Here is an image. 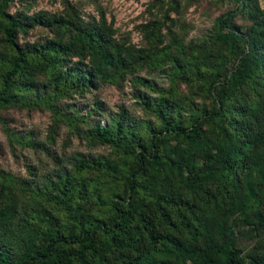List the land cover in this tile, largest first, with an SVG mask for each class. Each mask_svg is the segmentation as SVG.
Here are the masks:
<instances>
[{"label": "trees", "instance_id": "1", "mask_svg": "<svg viewBox=\"0 0 264 264\" xmlns=\"http://www.w3.org/2000/svg\"><path fill=\"white\" fill-rule=\"evenodd\" d=\"M232 1L235 10L217 20L215 38L234 57L229 73L220 80L224 63L220 57L200 59L190 68L208 104L190 108L183 117L179 104L146 94L140 96L143 106L159 122L147 125L149 133L141 132L143 124H134L127 110L114 124L90 131V138L113 148L119 160L83 157L77 174L105 173L108 182L92 185L97 191L109 190L110 183L123 186L110 198L93 195L101 207L97 216L83 218L72 206L74 196L84 200L91 195L87 184L70 173L51 179L48 188L34 196L38 203L55 205L65 214L67 226L61 229L48 220L13 223V206L2 198L11 195L0 194V264H112L106 258L111 255L115 264H264L255 255L244 261L224 229L239 197L253 191L260 195L259 179H264V15L254 11L252 0ZM11 2L0 0V107L47 109L59 122L76 125L59 111V102L100 85V78H113V71L124 77L145 64V58L132 57L118 44L108 21L76 26L70 43L53 40L24 46L21 34L39 27L71 30L73 24L48 14L13 15ZM248 8L256 21L242 31L233 21L239 10ZM79 57L93 58L98 68L85 63L73 68L72 60ZM66 68L71 72H63ZM175 68L178 75H186L180 60ZM47 70L62 72L54 76L53 92L43 94L37 92L33 77ZM146 82L142 84L155 88ZM171 139L179 145L168 148ZM20 143L36 146L28 139ZM172 175L185 182L184 193L171 186ZM146 200L164 232L154 231ZM259 221L249 225L257 231L263 227ZM143 242L146 251H140Z\"/></svg>", "mask_w": 264, "mask_h": 264}, {"label": "rangeland", "instance_id": "2", "mask_svg": "<svg viewBox=\"0 0 264 264\" xmlns=\"http://www.w3.org/2000/svg\"><path fill=\"white\" fill-rule=\"evenodd\" d=\"M252 1L254 11L259 9L264 15V0ZM235 7L232 0H12L9 12L13 15L34 17L48 14L53 18H65L73 24L71 30L39 27L29 35L21 34L20 43L24 46L53 40L70 43L76 26L86 28L105 25L108 21L118 44L132 57L145 58V64L138 71H130L124 77L113 71V78H100V85L84 94L73 93L59 102V111L74 119L76 125L59 122L54 112L47 109L22 108L17 104L0 107V194L11 195L2 198L3 202L13 206V223L17 220L35 223L48 220L59 229L67 226L65 214L57 206L38 203L34 198L37 191L47 189L51 179L60 175L70 173L78 177L82 184H87L91 196H85L84 200L74 196L72 200V206L78 207L83 218L98 215L101 207L93 198L95 193L106 198L121 193L123 186L113 183L109 184L107 191H97L92 187L109 181L103 172L77 174V165L83 157L119 160L113 148L94 142L90 131L101 124H114L127 110L134 124H143L141 132L149 133L146 131L148 124L157 126L159 122L143 106L140 96L146 94L153 100L166 97L179 104L183 117L190 108L208 104L202 85L190 68L200 59L220 57L224 59L219 67L220 80L225 73H229L234 57L225 46L216 42V23ZM255 21L256 16L250 8L239 10L233 26L247 31ZM177 60L186 67L185 76L178 75L175 68ZM84 63L92 69L98 68L93 58L85 57L73 59L71 66L76 68ZM61 72L37 71L33 77L37 92L52 93L54 76ZM63 72L71 70L66 68ZM144 82L155 88L150 89L142 84ZM9 132L16 137L12 138ZM23 139L34 142L36 146H25L20 143ZM178 145V140L171 139L167 147ZM184 185L181 177L172 175L171 186H175L179 193H184ZM161 190L159 184L157 191ZM259 194L253 191L250 196H240L237 208L226 216L224 222L225 233L233 237L244 261L255 255L264 262V179H259ZM144 206L154 231L164 232L156 215L151 213L153 209H149L148 200ZM258 219L263 227L256 231L249 222ZM211 238H216L213 233ZM147 248L143 242L140 251ZM132 253L125 252L128 255ZM106 258L108 262L116 263L112 255Z\"/></svg>", "mask_w": 264, "mask_h": 264}]
</instances>
